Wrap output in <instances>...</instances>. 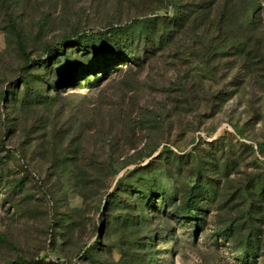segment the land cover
Here are the masks:
<instances>
[{
    "label": "rangeland",
    "instance_id": "obj_1",
    "mask_svg": "<svg viewBox=\"0 0 264 264\" xmlns=\"http://www.w3.org/2000/svg\"><path fill=\"white\" fill-rule=\"evenodd\" d=\"M134 21L148 38L99 82L50 74L27 103L12 87L24 56ZM198 170L214 194L196 223L181 198ZM127 183L175 199L110 203ZM0 237V264H264V0H0Z\"/></svg>",
    "mask_w": 264,
    "mask_h": 264
},
{
    "label": "trees",
    "instance_id": "obj_2",
    "mask_svg": "<svg viewBox=\"0 0 264 264\" xmlns=\"http://www.w3.org/2000/svg\"><path fill=\"white\" fill-rule=\"evenodd\" d=\"M174 7L175 15L174 18L170 20L173 24H175L177 21L175 19H181L177 5L175 4ZM249 7L250 6H247L245 13L247 21H249V17H251L252 19V17L258 11L257 9H255L256 13L252 14V8ZM249 14H251L252 16H249ZM153 21L154 20H151V22ZM253 23L254 22H251V27L253 26ZM10 26L14 33L16 45L18 49L22 51L23 45L21 42L20 35L16 31L15 26L13 24ZM132 27L134 28V30H130V27L128 26H116L110 27L107 31L97 34H73L71 40L69 38L63 39L56 46L45 49V60L47 59V61H44L42 58H38L36 61H31L24 56V66L22 68L23 76L17 78V80L12 82V87L16 88L18 87V85L22 87V102L27 103L31 101L30 99H39L40 94L37 84L42 83L47 86L49 82L46 81L45 76L50 74L57 73L60 78V84L64 86H75L79 83H84L86 85H89L91 82L97 83L101 80L102 76L111 73V71H118L119 69H121L119 67H122L123 64H130L135 60L134 52L132 50L135 46V42L132 41L136 39L138 42H141L140 37H143L142 42L144 43L145 39H147L148 37L144 32V22L134 21L132 22ZM68 49H76V51H78L79 57L77 58V61H68L71 58V53L68 52ZM56 51L57 54L54 53ZM64 65H66V67H64ZM32 69L36 71L40 70L41 73L33 74V72H31ZM52 87H57V84H54ZM7 92H4L2 96L3 100H6L5 94ZM9 93H11V91H9ZM234 133L237 137L240 136V133ZM156 167V164H149L147 167H137L136 169H134V173L151 171L154 170V168ZM199 175L202 177L203 180H197ZM133 182L135 184H141V182L137 180V178L136 181ZM120 183L121 181H116L117 185H119ZM129 183L121 185V188H118L115 191L112 200H110L109 202L116 203L115 200H118L122 197H126L127 195H134V193H136L139 196V201L142 202L146 206V208L150 209L148 213H151V210H163L167 204L172 203L175 199V196L173 194L171 195L167 193V196H169L166 197V195L163 194L164 192L162 193L158 190L154 191L155 193L153 195L155 196H153L151 194L152 189L145 188L144 190H142L138 186L137 188H132V183L131 185H129ZM142 185L144 186L145 184ZM209 193L214 194V191L211 190L210 182H208L207 176L202 175V172L198 170V174H195L194 183L192 185H187L184 187L183 198H181L182 210L187 213L184 217H188L190 220H193L196 223L201 221L198 217L202 214L203 210L200 207L199 201L201 198L204 199V197L207 196ZM155 198L158 200V202ZM2 241L3 239L2 237H0V242L2 243ZM251 245V242L246 243L242 250H240V252H242L241 258L245 263L249 259L252 260L254 258L256 250L255 247H252ZM93 248L94 247L89 246L87 250L82 253V259H90L91 261H95L92 259V254L90 253ZM4 264L26 263H24V261L21 259H16L13 262H6Z\"/></svg>",
    "mask_w": 264,
    "mask_h": 264
}]
</instances>
